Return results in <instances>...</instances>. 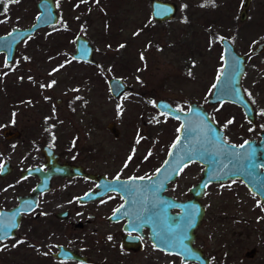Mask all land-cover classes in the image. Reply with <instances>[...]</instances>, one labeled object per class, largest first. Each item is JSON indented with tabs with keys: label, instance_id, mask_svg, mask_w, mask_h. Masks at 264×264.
Returning <instances> with one entry per match:
<instances>
[{
	"label": "rangeland",
	"instance_id": "obj_1",
	"mask_svg": "<svg viewBox=\"0 0 264 264\" xmlns=\"http://www.w3.org/2000/svg\"><path fill=\"white\" fill-rule=\"evenodd\" d=\"M170 1L174 15L157 21L149 0H55L56 23L18 43L9 63L0 53V133L5 126L19 131L11 140L0 136V161L41 160L40 146L47 143L89 171L151 173L178 127L177 119L155 108L160 97L183 109L190 101L203 104L228 141L258 138L264 129V48L255 54L249 49L264 40V0H250L243 20L237 16L241 0ZM7 3L0 32L25 24L35 12L34 0ZM78 33L92 43L95 63L71 58ZM221 36L246 53L242 86L254 123L233 103L205 101L221 65ZM110 76L126 84L117 96L108 91ZM111 120L116 136L106 128ZM201 168L188 163L167 191L189 196L186 188ZM86 185L54 179L47 198L58 190L61 203H74ZM200 201L207 219L203 236L213 228L210 219L221 225V264H264V204L255 194L239 179H227L209 183ZM249 248L254 252L247 257Z\"/></svg>",
	"mask_w": 264,
	"mask_h": 264
},
{
	"label": "water",
	"instance_id": "obj_2",
	"mask_svg": "<svg viewBox=\"0 0 264 264\" xmlns=\"http://www.w3.org/2000/svg\"><path fill=\"white\" fill-rule=\"evenodd\" d=\"M249 1L250 0H241L240 8L237 13L239 20L244 19ZM35 6L38 11L33 22L29 26H14L6 33L0 34V52L4 53L5 62L10 61L15 47L20 40L29 36L37 28L54 24L57 21L58 15L54 0H38L35 3ZM149 6L151 17L157 21L172 17L176 10V4L170 0H150ZM157 6H160L161 8H170L172 11L166 15L157 16L155 15ZM37 16H40L41 19L37 20ZM10 32L12 33L11 36L8 35ZM13 39H15V43H12L11 48L9 49L7 45ZM219 43L221 45V65L219 71L221 69H225V76L221 83L217 85L216 89L211 87L210 93L205 101L208 104L223 101L233 103L240 107L245 118L250 123H254L253 105L246 96L242 86V76L246 65V53L237 51L233 42L226 36H221L219 38ZM263 48L264 40L258 41L251 49H249V53H258L262 51ZM84 49H87L86 55L83 52ZM92 53L93 45L89 39L81 33L76 34L73 39V50L70 53L71 58L74 60L95 63ZM234 70L238 73V75H235L234 82L229 84V74ZM216 77L214 78L212 85L216 83ZM106 84L111 96H117L126 88V84L118 76L108 77L106 79ZM233 87L239 89L238 95L231 91ZM164 105H167L173 110L177 108L162 97L157 98L154 101V106L158 111L177 119V113H175V111L169 112L168 109L164 108ZM189 108H191L192 111H189ZM195 113H199V115H196ZM178 115L179 119H177V129L181 127L182 123H190L191 130L187 132L183 129H181L180 132L176 130V134L169 143L163 159L155 167L151 175L129 176L126 178H120L119 182H117L115 179L116 177L106 178L103 175L88 172L79 164H71L65 161L58 162L56 151L46 144L42 145L40 152L44 157V164H47V168L43 171L39 170L40 168L36 166L25 168L23 171L24 174L34 173L37 174L40 179L32 187L28 194L18 196L19 202L15 208H24L28 202L33 205L35 203L36 194L39 191L48 188V179L51 175L57 174L61 176H68L80 174L91 179L99 177L97 178L98 182L104 181L106 187L109 184L113 185L115 191H118L123 197L122 202L116 208H118L121 204H125L124 210L126 211H141L146 208L147 212L152 213V215L148 218L161 219L163 216L156 215L157 212L164 211L167 213V211L169 212L170 205L171 207H175L177 210L168 218L169 224L165 223L153 225V227L157 226L158 228L165 229L163 233H159L158 241L154 240V242L159 246L168 248L170 251H174L175 253L181 255L183 259L195 257L191 246V242L194 237L193 230L198 225L204 213V205L200 201V197L202 196L208 183L221 182L227 179H239L247 187V189L255 194L259 201L264 204V129H261L258 132V138H245L238 143L227 140L228 145L224 146L225 151L221 152L218 147H214L212 143H209L201 133L202 129L213 128L221 137H224L222 128L210 116L208 110L203 104L190 101L186 108L183 109V112H180ZM106 128L113 136L118 134L115 121L111 120L107 122ZM17 135L18 131L15 130L10 136L13 137ZM211 135V133L208 134L209 138ZM178 136L180 137V145L176 149H172L171 145L177 140ZM245 141H248L249 143L243 149L237 147L234 150L229 147L230 145L239 146L244 144ZM170 151L174 153L173 156L169 155ZM233 151L240 152L241 156L236 157L228 155V153H232ZM185 153H187V155H185ZM181 156L183 157V160L179 159ZM166 160L169 161L168 165H165L164 163ZM190 162H197L202 166L199 178L188 187L187 191L190 193V197L178 199L164 193L163 190L165 189L168 181L175 179L179 173L175 170L183 168ZM255 165L261 166L255 167ZM157 169H161L159 178L160 180H163L164 183L160 191L156 192L154 196L152 194L154 191V185H151L149 181L138 179L130 181L131 177L147 176H152L153 181H157ZM165 177H167L166 180L164 179ZM125 182H128L129 185L136 184L148 186L147 191H144L143 188L140 192H136L135 189H132L131 193L124 191L121 189V185L125 184ZM145 195L147 196V201L144 200ZM83 197H88V193L80 195L78 199H82ZM167 205L169 207H166ZM193 208L198 209V211L196 212L192 227L187 228L185 233L184 227L186 223V212ZM164 218L167 219V216L165 215ZM172 219L174 220V223L172 222ZM170 229L172 231H170ZM184 235H186L187 238L183 240V245H181L180 241ZM166 237H169L170 240ZM185 247L188 249L187 252L184 251ZM253 252L254 248H250L246 253L251 254ZM197 255L198 257L196 259L198 264H208L207 259L200 257V253Z\"/></svg>",
	"mask_w": 264,
	"mask_h": 264
},
{
	"label": "flooded vegetation",
	"instance_id": "obj_3",
	"mask_svg": "<svg viewBox=\"0 0 264 264\" xmlns=\"http://www.w3.org/2000/svg\"><path fill=\"white\" fill-rule=\"evenodd\" d=\"M37 1L34 0V6ZM7 2H12V0H6ZM9 4L7 3V6ZM4 7L5 4L0 3V13H3ZM37 11L35 6V12L32 17L19 27L29 26L33 22ZM12 27L14 25L6 31H1L0 34L6 33ZM42 27L37 28L30 35ZM0 53L3 54L4 61V53ZM15 130L10 131L9 127L5 126L1 129L0 136L11 140L16 138V136H10ZM45 144L48 145L47 143L42 145ZM57 156L58 162L65 161L71 164H79L84 170L103 175L106 178L145 176L151 175L154 171L143 175L89 171L81 163L62 159L58 154ZM41 157V160L32 161L29 164L26 162L28 160L17 162L16 165L19 168H16V165L11 163L9 159L4 158L0 161V165H3V168L0 169V220L8 223L13 213L19 212L15 220L18 227L11 229L9 237L0 244V264H198L196 259L198 253H200V257L207 259L208 264L222 263V231L221 225L218 224V219H210V222L212 221L210 224L213 228L210 231L208 230L209 233L206 232L208 236H203L202 226L205 223L207 225L205 221L207 219L204 220L203 213L198 225L193 230L194 237L191 246L195 257L183 259L181 255L154 242V240L158 241L156 233H163L165 229L157 226L153 227V225L169 224L168 218L177 210L175 207L167 205L169 212H157L156 215L163 216L161 219H149L148 217L152 213L144 211L138 221L143 224V227L134 230L129 227V224L141 211H126L122 209L121 213L114 215L113 212L122 202L123 197L118 191H106L104 181L98 182L97 178L99 177L91 179L80 174L68 176L51 175L48 179V188L36 194L35 203L30 208L25 206L24 208L16 209L15 206L19 202L18 196L28 194L40 179L34 173L24 174L25 168L36 166L42 171L47 168L42 154ZM25 159L26 157H24ZM54 179L61 182L63 180H82L87 185L79 194L74 196L76 202L64 204L59 201L61 193L58 190H56L54 196L47 198ZM175 179L168 181L163 190L164 193L173 196L167 189L169 184ZM189 186H187L186 190H188ZM87 193L88 197L78 199L80 195ZM188 197H190V193L189 196L181 199ZM124 212H129V215H124ZM165 215L167 219L164 218ZM145 220H149V222L145 223ZM211 235L212 238H209ZM109 236H111V240L108 239ZM205 237H207L206 240H204ZM166 238L170 240L169 237ZM248 250L244 252V255L250 257L252 253L247 254Z\"/></svg>",
	"mask_w": 264,
	"mask_h": 264
},
{
	"label": "snow or ice",
	"instance_id": "obj_4",
	"mask_svg": "<svg viewBox=\"0 0 264 264\" xmlns=\"http://www.w3.org/2000/svg\"><path fill=\"white\" fill-rule=\"evenodd\" d=\"M13 3H18L19 0H12ZM81 2H87V0H81ZM206 2H208V0H206ZM210 2H213L214 3V0H210ZM0 3H4L5 4V7L3 9V12L6 13L8 11V7H7V3H6V0H0ZM204 6V5H202ZM186 7V6H185ZM172 10L170 8H161L160 6H157L156 7V12H155V15L157 16H162V15H166L168 13H170ZM0 14H3V13H0ZM37 20H40L41 17L40 16H37L36 18ZM6 21L4 20H0V23H4ZM9 36L12 35V33L10 32L8 34ZM12 43H15V39H13L8 45L7 47L10 49L11 48V44ZM121 47H123V45H121ZM84 54L86 55L87 54V49H84L83 50ZM235 75H238L237 72H235V70L229 74V80H228V83L229 84H232L234 82V77ZM224 76H225V69H221L216 77V83H214L212 85V88L213 89H216L217 88V85L221 83V81L224 79ZM54 83V82H53ZM51 85H49L50 87ZM232 92L236 93L237 95L239 94V89L238 88H232L231 89ZM246 91V90H245ZM251 95V94H249ZM164 108L168 109L169 112H173L175 111V113H177V116L176 118L179 119V113L180 112H183V109L180 108V107H177L175 110L169 108L167 105H164ZM189 111H192L191 108H189ZM196 115H199V113H195ZM227 124H231L232 121L229 120L226 122ZM226 126V125H225ZM181 129L185 130L186 132L191 130V125L190 123H182L181 124V127L177 129L178 132L181 131ZM201 133L202 135H204L205 139L209 142V143H212L214 145V147H218L220 149L221 152H224L225 151V147L226 145H228V142H227V139L226 137H221L215 129L213 128H207V129H202L201 130ZM211 133V137L209 138L208 134ZM137 143H139V140L137 141ZM249 142L248 141H245L244 144H241L239 146H236V145H230L229 147H231L232 149H236L237 147H239L240 149H243L245 148V146L248 144ZM180 145V137L178 136L177 137V140L171 145V148L172 149H176L178 146ZM151 153H149L150 155ZM169 155L170 156H173L174 153L172 151L169 152ZM185 155H187V153H185ZM228 155H232V156H236V157H239L241 156V153L238 152V151H233L232 153H228ZM190 158V157H189ZM129 161L132 159L131 156H129ZM180 160H183V157H179ZM165 165H168L169 164V161H165L164 162ZM261 165H255V167H260ZM125 167H127V162L125 163ZM3 168V165H0V169ZM182 168H179V169H176L175 171H177V173L179 171H181ZM161 172V169H157L156 170V175H157V181H153V177L152 176H147V177H131L130 178V181H135V180H147L150 182L151 185H154V191H153V196L155 195L156 192L160 191V189L163 187V183L164 181L163 180H160L159 178V173ZM116 181L119 182V176H117L116 178ZM165 180L167 179V177L164 178ZM147 187L148 186H141V185H136V184H131L129 185L128 182H125V184L121 185V189L124 190V191H127L129 193H131L132 189H135L136 192H140L143 188L144 191H147ZM106 191H111V190H115L114 186L109 184L106 189ZM144 200L147 201V196L145 195L144 197ZM28 208L31 207V203L29 202L27 205H26ZM171 206V205H170ZM187 207V206H185ZM125 208V204H121L118 208H116L114 210V215H116L117 213H121V210ZM147 209H142L140 214L139 215H136L135 218L130 222L129 224V227L136 230V229H140L143 227V224L139 223L138 221L140 220V217L143 215V212L146 211ZM198 211V209H190L188 212H186V223H185V227H184V231L186 233V230L187 228H190L192 227L193 225V221L195 219V215H196V212ZM124 215H129V212H124L123 213ZM19 215V212L17 213H13V215L9 218V221L8 223H5L4 221L0 220V244L3 243V241L9 237V233H10V230L13 229V228H16L18 227V225L16 224L15 220H16V216ZM150 219V218H149ZM149 220H145V223H148ZM170 231H172L170 229ZM156 235L159 237V233H156ZM139 238V237H137ZM187 236L184 235L183 238L181 239V245H183V239H186ZM109 240H111V236L108 237ZM6 246V245H5ZM15 246V245H13ZM184 251L187 252L188 249L185 247L184 248Z\"/></svg>",
	"mask_w": 264,
	"mask_h": 264
}]
</instances>
